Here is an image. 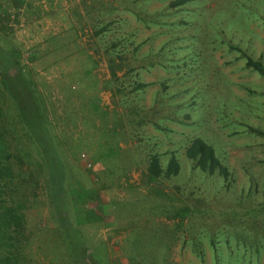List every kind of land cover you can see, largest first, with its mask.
<instances>
[{"label": "rangeland", "instance_id": "374dc122", "mask_svg": "<svg viewBox=\"0 0 264 264\" xmlns=\"http://www.w3.org/2000/svg\"><path fill=\"white\" fill-rule=\"evenodd\" d=\"M132 1L0 0V205L21 216L0 264H264V76L241 53L264 64V0ZM196 136L229 184L186 159ZM152 153L179 174L150 182Z\"/></svg>", "mask_w": 264, "mask_h": 264}, {"label": "trees", "instance_id": "16d2710c", "mask_svg": "<svg viewBox=\"0 0 264 264\" xmlns=\"http://www.w3.org/2000/svg\"><path fill=\"white\" fill-rule=\"evenodd\" d=\"M186 1L187 0H173L169 3V7H179L185 4ZM136 2V0L132 1L133 7L131 9L137 10L138 6L135 4ZM143 13L145 17L147 15V12ZM137 17L140 18V16L138 15ZM232 47H234L235 49H239L236 47V45H233ZM0 52L2 51L0 50ZM241 53L245 58V64L248 67L254 69L260 75L264 76V64L260 60L253 59L251 56L246 53H243L242 51ZM150 57H152V55H149L147 58L144 59L142 56H138V58L142 61H145V59L148 60ZM117 59L118 61H116L115 58H110L109 62L111 76L113 78L117 77L115 70L116 64L118 65L117 67L127 65V63L124 62L123 58L118 57ZM132 59L135 60L134 54H132ZM157 61L158 58L154 60V62ZM129 71L130 68H127L126 71H124V75L127 76V73ZM1 78L7 94L14 101L17 107L19 117L21 118L23 124H25L31 130L39 132L42 120L38 110V103L34 100L31 95L32 90L28 82L25 81L23 78H20L19 76L10 77L7 74V71L2 72ZM142 85L143 84L141 83H136L135 87L139 88ZM184 155L186 159L191 162L193 167L198 169V171H200L201 173L206 175H216L225 180L227 184L230 183V171L228 170L227 166L221 161V159L217 156L214 147L211 144L207 143L203 138L198 136L191 138L185 146ZM179 172L180 162L174 155L171 154L167 159L166 164L162 166L159 162V158L156 153L149 154L146 166V177L150 182H157L159 180L175 178L179 174ZM3 174L8 176L9 171L7 169H4ZM192 208V206L184 207L182 211L189 215H194V211ZM20 224L21 216L14 210L13 207L9 205L6 206L2 202V205H0V227L10 229L12 226H14L15 228H18L19 226H21ZM85 250L86 248H84V254H86ZM85 263L88 264L87 261H85Z\"/></svg>", "mask_w": 264, "mask_h": 264}]
</instances>
